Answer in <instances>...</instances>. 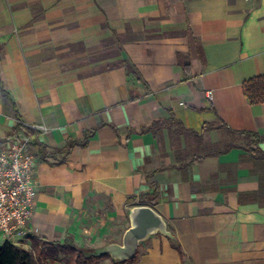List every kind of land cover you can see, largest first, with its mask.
<instances>
[{"label":"crops","instance_id":"crops-1","mask_svg":"<svg viewBox=\"0 0 264 264\" xmlns=\"http://www.w3.org/2000/svg\"><path fill=\"white\" fill-rule=\"evenodd\" d=\"M0 43V138L20 121L45 146L26 245L101 248L149 205L171 234L134 264H264V159L246 148L264 152V102L241 86L264 73V0H0Z\"/></svg>","mask_w":264,"mask_h":264},{"label":"built area","instance_id":"built-area-1","mask_svg":"<svg viewBox=\"0 0 264 264\" xmlns=\"http://www.w3.org/2000/svg\"><path fill=\"white\" fill-rule=\"evenodd\" d=\"M36 162L37 155L28 133L17 132L0 143L1 243L26 245L28 224L36 204Z\"/></svg>","mask_w":264,"mask_h":264},{"label":"trees","instance_id":"trees-1","mask_svg":"<svg viewBox=\"0 0 264 264\" xmlns=\"http://www.w3.org/2000/svg\"><path fill=\"white\" fill-rule=\"evenodd\" d=\"M1 51L2 44L0 43V62H1ZM188 64H185L187 66ZM242 91L243 94L247 97L249 103L253 106H256L262 102H264V73L258 74L252 77L245 79L242 82ZM0 90L1 93L9 97L8 91L5 87L4 82L0 77ZM158 121V120H157ZM26 132L32 137V144L36 146L39 151L45 148L38 141L39 131L37 129H32L30 126L22 124L20 121L17 122L16 126L12 130V134L17 132ZM92 130H88L84 133L83 138L80 140H69L66 143L65 148L54 150L49 155L58 154L61 158H64L69 153L70 149L73 145L79 144L84 145L88 136H90ZM242 134L251 135L252 136V144L256 145L257 143V134L255 132L243 131L240 132ZM9 134L7 137H9ZM6 137V138H7ZM5 138V139H6ZM5 139L0 138V143ZM236 144L228 143L222 149L216 151V153L227 151L228 149L235 147ZM246 148L251 151L255 157L264 159V152H262L259 148H254L251 145H247ZM170 231V227H167ZM175 247L181 253V248L179 243L174 242ZM31 250L25 249L23 247L17 246L10 242H3L0 244V264H47L46 260L49 259V264H53V256L56 253L59 247L65 246L64 252L70 255L71 260H66L65 264H100L99 260L102 257H108L109 254H96L95 251L91 248H82L77 246L71 236H65L62 242L59 241H51L43 236L33 235L31 236ZM41 246L46 247V251L41 250ZM52 257V258H51ZM51 258V259H50ZM123 261V260H121Z\"/></svg>","mask_w":264,"mask_h":264},{"label":"water","instance_id":"water-1","mask_svg":"<svg viewBox=\"0 0 264 264\" xmlns=\"http://www.w3.org/2000/svg\"><path fill=\"white\" fill-rule=\"evenodd\" d=\"M129 226L124 230L119 242H110L99 249L96 254L107 253L114 258L125 260L131 258L140 241L149 235L161 232L170 235L163 217L149 205H135L129 210Z\"/></svg>","mask_w":264,"mask_h":264},{"label":"rangeland","instance_id":"rangeland-1","mask_svg":"<svg viewBox=\"0 0 264 264\" xmlns=\"http://www.w3.org/2000/svg\"><path fill=\"white\" fill-rule=\"evenodd\" d=\"M155 234H156V236H160L161 235V233H155ZM151 236L152 235H150V237H148V238H151ZM147 240H149V239H146V241H142V242L139 243L138 246H140V248L137 247L134 255L131 258H129V259H125V260L121 261L120 259L114 258L111 255H109L108 257H102L99 260V262H100V264H134V262L139 258L140 254L143 251V243L147 242ZM25 242H27V239L25 240ZM17 246H20V247H23L25 249L31 250V246L29 244L28 245H17ZM40 248H41V250L46 251V247L41 246ZM64 248H65V246H62V247H59L57 249L56 253L53 256V261H52L53 264H65L66 260H71V259H69L70 255L64 252ZM82 248H89V245H88V247L87 246H83ZM101 248L93 247L91 249H93L95 252H97ZM49 262H50L49 259H47L46 263L49 264Z\"/></svg>","mask_w":264,"mask_h":264}]
</instances>
